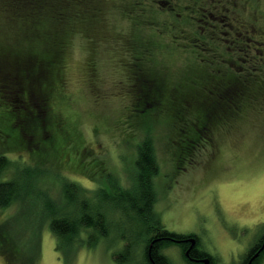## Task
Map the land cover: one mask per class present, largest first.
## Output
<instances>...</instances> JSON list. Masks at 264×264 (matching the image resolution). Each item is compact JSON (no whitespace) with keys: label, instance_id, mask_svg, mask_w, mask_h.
I'll return each mask as SVG.
<instances>
[{"label":"rangeland","instance_id":"1","mask_svg":"<svg viewBox=\"0 0 264 264\" xmlns=\"http://www.w3.org/2000/svg\"><path fill=\"white\" fill-rule=\"evenodd\" d=\"M115 17L109 34L87 45L80 38L74 42L60 63L62 80L51 88L49 109L41 110L39 117L36 106L29 100L24 103L32 109L29 118L26 113L21 114L25 118L21 123L28 128L22 142L18 143L16 138L22 136L23 126H16L15 120L6 114L7 107L0 102V156H7L11 162L1 179L11 178L17 166L26 170L21 165H33L42 174L39 184L33 180L23 183L33 193L24 194L22 201L8 209H0V264H119L114 254L124 249L120 230L113 229L109 238L92 246L74 244L58 249L50 224L43 219L52 205L57 210L67 208L60 193L63 180L76 181L94 190L98 179L107 187L111 182L127 187V181L133 179L136 149L143 137L137 128L144 118H140L133 105L137 68L126 57L124 44L119 45L127 23L118 15ZM25 31L24 24H14L0 15V62L17 71L37 59L34 71H39V56H44L49 45L44 40L28 39ZM138 34L139 31L135 36ZM169 61L168 55L162 56L150 69L171 81H166L168 88L181 93L190 89L184 79V68L189 62L180 60V68ZM37 75L30 87L39 97ZM226 80L232 81L229 76L217 78L219 83ZM196 88L206 97L203 93L211 86L205 75L197 77L196 87L192 84L191 89ZM258 96L257 102L243 97L241 108L227 114L223 124L215 126L210 138L200 142L199 150L181 168L176 154L180 136L166 125L170 109L157 112L159 117L147 123L146 128L153 126L160 165L155 210L170 232L200 235L203 249L214 257L216 264H240L263 233L264 105ZM212 102L213 106L215 96ZM205 110L206 106H201L194 112L195 119L202 124L208 115ZM105 193L103 202L113 223H120L121 230L131 228L128 218L109 199L115 194L109 188ZM7 236L10 242L13 240L11 244H21L16 245L20 248L16 247L14 262L4 256L9 255L10 249L2 239ZM137 253L134 262L142 260V248ZM163 254L171 264H187L177 245H169Z\"/></svg>","mask_w":264,"mask_h":264},{"label":"trees","instance_id":"2","mask_svg":"<svg viewBox=\"0 0 264 264\" xmlns=\"http://www.w3.org/2000/svg\"><path fill=\"white\" fill-rule=\"evenodd\" d=\"M0 15L14 24H24L28 39L44 40L49 45L44 56H39V71H34L37 59L17 71L7 69L5 63L0 62V102L7 107L6 114L15 120L16 126H23L22 136L16 138L18 143L28 131L21 123L25 120L21 114L26 113L29 118L31 105L37 107L39 117L41 110L49 109L51 88L57 80H62L60 63L74 47V42L80 38L87 45L109 34L117 15L127 23L121 32L123 42L119 45L124 44L126 57L138 72L133 105L140 118L149 117V121L143 119L137 128L143 137L136 149L133 179L127 181V187L123 184L115 186L113 182L107 187L98 179L94 190L84 188L76 181L63 180L60 193L67 208L57 210L52 205L43 219L45 223L49 222L58 249L74 244L92 246L109 238L113 229H118L120 234H117L124 241L123 251L114 254L119 264H171L163 250L173 244V239L184 236L167 230L155 210L160 165L153 126L146 128L147 123L159 117L157 112L170 109L166 125L180 136L176 154L178 168H181L185 160L199 150L200 142L210 138L215 126L222 125L227 114L241 108L243 97L260 101V94L261 105H264V0H0ZM138 31L140 34L135 36ZM166 55L170 65L175 67H182L180 60L189 62L184 68V79L190 89L181 93L168 88L170 84L166 81H171L164 75L160 78L150 69L151 64ZM143 64L149 67L143 69ZM123 71L127 72L126 69ZM36 74L39 76V97L30 87ZM203 75L211 86L203 93L206 97H202L197 88L191 89L192 84L196 87L197 77ZM221 76H229L232 81L219 83L217 78ZM27 100L32 104L25 106ZM201 106H206L205 113L208 114L203 124L194 114ZM21 166L27 167L26 170L17 166L11 178L1 179L11 167L9 158L1 154V210L22 201L24 194L33 193V189L23 186L24 182L33 180L39 184L42 181L40 170L33 165ZM24 171H27L26 175ZM108 188L115 194L109 197L110 201L128 218L131 228L121 230L120 223H113L103 202ZM96 198L101 201L95 202ZM262 229L260 238L242 257L240 264H249L255 249L264 240V226ZM7 237H2L10 248L9 255L4 256L14 262L16 250L20 248L16 245L20 243L13 245V240L10 242L11 238ZM139 248L143 251L142 262H134ZM263 261L264 252L252 264H263Z\"/></svg>","mask_w":264,"mask_h":264},{"label":"flooded vegetation","instance_id":"3","mask_svg":"<svg viewBox=\"0 0 264 264\" xmlns=\"http://www.w3.org/2000/svg\"><path fill=\"white\" fill-rule=\"evenodd\" d=\"M183 236H184L183 238L178 239L181 242H174L173 241L172 243L175 244V245H177L180 248L181 253L184 254L185 258L188 261V262H186L187 264H204L202 261L205 260L206 258H208L210 260L208 264H216V261H215L214 257L211 254L210 255L207 254L208 252L203 249L202 242H201V239L202 238H201L200 235H197V234H188V235H183ZM191 239H195L196 240V244L191 249V251H190V257L188 258V257H186V252L191 248V242L188 241V240H191ZM263 242H264V240L262 242H260L259 246L255 249L252 257L260 250V248L263 245ZM261 254L259 255V257L261 256ZM204 255L205 256H208V257H205ZM252 257L250 258L249 263H250ZM259 257H257L256 259H254L252 261V263L255 262Z\"/></svg>","mask_w":264,"mask_h":264},{"label":"water","instance_id":"4","mask_svg":"<svg viewBox=\"0 0 264 264\" xmlns=\"http://www.w3.org/2000/svg\"><path fill=\"white\" fill-rule=\"evenodd\" d=\"M173 241L174 242H181L180 240H175V239H173ZM188 241H190L191 242V248L186 252V257H190V251H191V249L195 246V244H196V240L195 239H191V240H188ZM264 251V242H263V245H262V247L260 248V250L252 257V259H251V261H250V263L249 264H251L252 263V261L254 260V259H256L257 257H259V255L262 253ZM204 264H208L209 263V260L208 259H205V260H203L202 261Z\"/></svg>","mask_w":264,"mask_h":264}]
</instances>
